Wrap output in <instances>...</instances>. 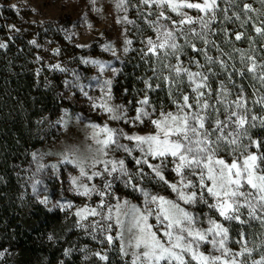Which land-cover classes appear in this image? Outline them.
I'll list each match as a JSON object with an SVG mask.
<instances>
[{
    "label": "rangeland",
    "instance_id": "1",
    "mask_svg": "<svg viewBox=\"0 0 264 264\" xmlns=\"http://www.w3.org/2000/svg\"><path fill=\"white\" fill-rule=\"evenodd\" d=\"M198 2V0H193ZM218 2V0H217ZM118 0H0V4L10 8L22 32H26L32 38L34 48V56L36 65L39 68L37 76L38 84L42 88L54 90V80L61 76L62 91L66 93L69 99V106L62 110L56 123L50 121L52 131L49 133V140L46 141L35 152L37 156H43L39 163L44 165H57L56 169L46 167L43 171L37 172V160L34 159L33 153L28 161H25L15 166L14 174L16 183L20 190L21 199L27 206H41L48 213H54L58 220L55 219L54 224L43 235L34 237L35 244L40 248L43 245L51 244L54 248L63 247L61 259L55 264H132L133 252H142L144 249L135 248V236L138 234L135 229L129 231L130 217H125L123 213L127 211V207L121 208L120 219L123 220L124 227L115 226L116 211L115 206L119 203L124 204L128 201L129 205H134L143 210L144 196L133 191L130 186L113 177L107 176L105 173L102 177H95L88 181L86 178H81V182L87 183L89 187L95 185L98 192H110V195L101 197L98 192L91 196L78 195L73 188L71 180L73 177H79V169L72 164L60 163L65 154H75L85 160L86 169L89 173L92 171L87 165L91 163V159L96 155V145L92 138V125L104 126L113 129H122L128 135H145L156 131L151 120H144V123L136 121L133 123V118L136 114L131 110H127L119 102V99L114 95L113 81L120 71L119 65L129 52L132 44V34H139L138 50H145L146 55L154 58L157 72L163 77H169L170 80L176 81V74L171 67L180 63L182 67L187 68L189 59L187 58L185 46L203 45V40L194 37L190 33L191 28L200 31L199 24L181 26L185 32H188L187 39L180 32H177V44L181 46L179 53V61L175 55L165 56L162 51L157 55L148 52L149 39L156 40L157 32L154 30L152 22L157 21L159 9L153 5L151 8L141 0H125L122 8L117 7ZM264 7V5H263ZM184 11L196 18L203 15L196 9H184ZM151 13V14H150ZM166 15L171 17V20L160 21V23L172 25V21L181 19L176 13L165 9ZM250 19V16L246 19ZM251 24L244 23L246 29L251 33L252 27L260 22L256 16L251 17ZM128 21H131L129 23ZM212 24V23H211ZM211 24L208 31V39L211 37ZM239 25H234L233 30H238ZM139 32V33H137ZM142 40V41H141ZM34 41V43H33ZM130 41V43H129ZM205 45V44H204ZM247 56L255 58L257 64L264 63V37L256 42H247ZM196 48V47H195ZM247 56L242 61H237V64L224 63L221 66L219 61L221 58L217 56L215 63L214 75L217 78V89L212 90V101L217 99V93L221 82L229 89V100L237 98L236 83L232 76V71L237 67L242 72L247 70L250 61ZM187 60V61H186ZM223 61V60H222ZM224 62V61H223ZM200 65V62L197 65ZM101 65L104 67L101 68ZM260 69H257V74ZM249 79L253 83V101L251 98L247 100V107L251 109V115L264 118V105L255 103L257 99L264 96V86L258 79H254L253 74H249ZM231 77V79H229ZM187 78L182 75L179 78L178 84H173L171 87L167 80V88L169 86L170 95L177 97L176 102L183 103V95L190 97V102H193L196 93L192 91H184L183 82ZM110 83H106L109 82ZM240 88V84H237ZM232 86V87H230ZM205 91H207L205 89ZM110 96V98H109ZM103 102H107L110 106H121V111L124 113V119L111 120L109 114L101 107H94ZM174 106L177 111V103ZM220 107H223L222 105ZM175 113V112H172ZM161 118V115L156 119ZM224 119V116H220ZM256 127L249 128V136L255 138V130L261 125L259 121L253 122ZM207 126V125H206ZM214 126V125H212ZM56 129L54 130V128ZM121 143L128 145L134 149L131 156L124 151L109 152V159H124L126 167L131 173H138V169L143 168L146 174L142 180L138 176L134 177V182L139 183L142 187L152 193L165 195L167 198L177 200L176 194L171 188L163 182L157 180L152 174L151 169L147 165H137L136 158H141L142 153L135 148V143L121 138ZM243 143L249 144L247 139ZM249 151L255 153L257 149L254 146L249 147ZM46 154V155H45ZM229 162L233 156L227 153H221ZM152 164H159L160 160L148 158ZM171 157L168 161H171ZM174 165L168 163L165 171V177L170 183H175L179 177L172 170ZM98 171H103V166L98 165ZM118 175V174H114ZM127 180V177L123 178ZM191 179L198 184V176H193ZM41 183L36 185L37 191L34 192L32 185L37 181ZM107 181H113L111 189L105 188ZM198 190V189H196ZM47 199V203H41ZM104 201V207L99 208L101 200ZM209 202L212 198L208 197ZM182 207H185L191 212L198 214L201 218L199 227L208 228L207 217L210 215L218 223H222L229 228V240L227 246L236 253L241 250L242 244L235 243L232 237L231 224H240L236 221H225L219 216V213L214 209H209L205 204L199 203L196 206L184 205L182 201H178ZM71 207H61L68 205ZM85 207L98 208L104 216H107L108 208L112 207L113 212V229L111 233L99 230L93 231L92 225L95 221H100L105 228L109 221L102 220L101 216H89L85 220H81L76 215V212ZM243 219H247V209H242ZM31 212V210H30ZM26 227L33 229L37 226L34 218H27ZM148 223L154 225L153 231L157 233V237L166 240L162 235V225L157 224L154 216L149 217ZM81 225H84L83 227ZM242 225V224H241ZM245 226L256 225L262 230L260 240L254 245L247 241V247L253 249L251 256L245 255L238 259L246 261V264H252V261L257 260L264 255V226L257 220H251ZM122 233V238H116ZM111 234L114 240L111 244L108 243L106 236ZM52 239H49V237ZM211 239V237H210ZM124 248L127 254L121 251ZM255 248V249H254ZM262 249L256 251L257 249ZM205 255H220L218 251L212 248L211 244H202L200 249ZM255 250V251H254ZM28 254V253H27ZM26 253L19 254V250L14 245L8 244L0 250V264H18L22 258L31 261L33 264H45L38 257H32ZM99 254V255H97ZM100 256H105L106 259H100ZM260 257V258H258ZM47 262V261H46ZM163 264V262H162ZM195 264V261L192 262Z\"/></svg>",
    "mask_w": 264,
    "mask_h": 264
},
{
    "label": "snow or ice",
    "instance_id": "2",
    "mask_svg": "<svg viewBox=\"0 0 264 264\" xmlns=\"http://www.w3.org/2000/svg\"><path fill=\"white\" fill-rule=\"evenodd\" d=\"M141 2L147 4L149 8L155 5L159 9L157 21L152 22L157 32V39L147 41L149 53L157 55L159 51H162L165 56L175 55L179 61L181 46L176 42L177 32L184 35L186 39L189 34L181 27L183 25L199 24L200 31L191 28L189 30L191 35L203 40L205 45L214 43L208 39V31L210 24L216 20V13L219 9L217 0H198V2H193V0H141ZM229 2L234 3L235 0H229ZM124 3L125 0H118L117 7L122 8ZM261 3L264 4V0H261ZM165 9L176 13L181 19L173 20L171 26L160 23V21L171 20V17L166 15ZM184 9H196L203 15L193 18ZM243 11L247 14L259 10L253 9L250 4H245ZM233 15L237 19L240 18L236 13ZM225 19H230V17L225 15ZM128 22L131 23V21ZM255 31L258 35L264 36V27L256 26ZM243 35V33H238L235 39L240 40ZM192 47L194 51H200L195 48V45ZM204 55L209 63L216 62L213 57L208 56L207 52ZM244 59L245 54L241 53V60ZM247 60L250 61L247 71L252 73L254 79H258L264 86V63L258 65L252 56H247ZM219 63L224 67L222 60ZM165 66L173 68L177 77L176 81L165 77L170 87L178 84L182 75L187 76L190 84L194 86L192 91L196 93L193 102H190L188 95H183V103L176 102L177 111L175 113H161V118L151 120L156 129L154 133L128 135L122 129H113L107 124L92 125V138L98 148L95 150L96 155L92 157L91 163L87 165L92 169L90 173L86 169L85 160L74 153L65 154L60 163L72 164L79 169V177H73L71 180L78 195L91 196L98 192L95 185L89 187L87 183L81 182V178L91 181L106 173L107 176L113 177V180H122L126 186H130L133 191H138L144 196L143 210L129 205L128 201H125L123 205L118 203L115 206V226L124 227L125 222L120 219L121 208L127 207L128 210L123 215L131 218L129 231L135 229L138 233L135 236V248L143 247L144 249L142 252H133L132 264H162V262L163 264H192L193 261L195 264H246V261L238 257L245 255L250 257L253 249L247 247L243 231L240 234L241 250L233 253L227 246L228 227L218 223L210 215L207 217L210 226L208 228L199 227L200 216L182 207L178 201L193 207L203 203L209 209L218 212L225 221H236L243 225L251 220H257L264 226V152L260 151L262 142L249 136V128L256 127L253 122L259 121L260 125L264 126V118L256 115H251L249 118L251 109L247 107L243 89L237 94L236 99L229 100L230 91L224 82H221L217 99L211 102L213 93L208 84V75L201 71L192 72L182 67L180 63ZM103 67L101 65V68ZM198 67L203 68L204 66L198 64ZM258 68L260 71L257 74ZM140 103L147 105L149 101L145 98ZM255 103L264 105V96L257 99ZM221 105L223 107H220ZM94 107L103 108L111 120L125 118L121 106H110L107 102H103L99 105L94 104ZM221 115L224 119L220 118ZM145 118H150V113L144 108H139L133 118V123L136 121L144 123ZM121 138L135 143V148L143 154L141 158H136V164L147 165L157 180L171 188L177 200L169 199L159 193L154 194L134 182V177L138 176L142 180L146 175L143 168L138 169V173H131L124 159L108 158L109 152L121 150L129 156L132 155L134 149L121 143ZM244 139H247L249 144L243 143ZM250 146H254L257 151L255 153L249 151ZM221 153L233 156L231 162L227 161ZM33 157L37 160V172L43 171L46 167L57 168L55 164L39 163L43 156L38 157L36 153H33ZM149 157L153 160L159 159L160 163H150ZM169 157L172 158L171 161H168ZM168 163L174 165L172 170L179 177L175 183H170L165 177ZM98 165L103 166V171L96 170ZM114 174L118 175L114 176ZM193 176H198V184L191 179ZM124 177H127V180H124ZM112 182L107 181L105 188L111 189ZM39 183L41 181L37 180L32 185L34 192L37 191L36 185ZM98 194L104 197L111 193L98 192ZM208 197L212 198V202H209ZM41 203L46 204L47 199L42 200ZM65 206L71 207L70 204L61 205V207ZM103 207L102 199L99 208ZM242 209H247V219L242 218L244 215ZM112 212L113 208L109 207V214L104 216L98 208L85 207L78 210L76 215L81 220L89 216H101L102 220L109 221L107 227L105 228L100 221H95L92 225L93 231L111 233L113 229ZM152 216L155 217L157 224L163 226L162 235L166 240L158 238L157 233L153 231L154 225L148 223L149 217ZM116 238H122V233ZM49 239L52 237L50 236ZM106 239L111 244L114 237L109 234ZM206 243L211 244L220 255H205L200 249L201 245ZM121 251L127 254L123 246ZM100 259L105 260L106 257L100 256ZM252 264H264V255L259 260H253Z\"/></svg>",
    "mask_w": 264,
    "mask_h": 264
},
{
    "label": "trees",
    "instance_id": "3",
    "mask_svg": "<svg viewBox=\"0 0 264 264\" xmlns=\"http://www.w3.org/2000/svg\"><path fill=\"white\" fill-rule=\"evenodd\" d=\"M245 4H250L253 9L259 11L245 14ZM218 5L209 39L214 43L195 45L200 51H194L189 45L184 47L189 59L186 60L187 69L208 75V84L212 90L217 89L214 72L217 73L218 70L214 68L216 62L209 63L204 53L207 52L214 61L219 56L225 64L235 65L241 59V53L247 56V42L253 43L264 37L255 31L256 26L264 27V4L261 0H235L234 3L218 0ZM233 13L240 18L237 19ZM225 15L230 19H225ZM249 16L250 19L246 20ZM253 16L259 18L260 22L258 21L249 33L244 23L246 21L251 24ZM15 19L13 11L0 4V45H3L0 47V250L8 244L14 245L20 255L28 253L32 257H38L45 264H55L62 257L63 247L54 248L49 244L40 248L35 244L34 237H46V233L58 218L41 206H27L21 199L14 169L16 165L28 161L32 153L50 139L49 133L53 129L50 121L56 123L62 110L69 106V99L62 91L61 76L55 78L54 90L42 88L37 83L39 68L35 62L32 38L28 33L22 32ZM234 25H239L238 30L232 29ZM238 33L244 34L240 40L235 39ZM140 38L139 34H132L131 48L119 65L120 71L113 81L114 95L127 110L137 114V109L144 108L150 113V118L145 120H153L161 113L176 112L174 104L177 97L170 95L167 80L157 72L154 58L146 55L145 50H138V43L142 45ZM198 62L204 67H198ZM249 74L251 73L247 70L242 72L236 66L232 71L236 83L235 90L239 93L243 89L245 98H251L250 101H253L254 86ZM237 84H240V88ZM182 87L187 92L194 86L186 78ZM145 98L149 103L142 105L140 101ZM255 131V138L262 142L260 151L264 152V126ZM27 218H34L35 222H38L37 226L33 229L27 228ZM231 226L235 243H240L241 231L245 233V240L254 245L262 235V230L256 225ZM260 250L262 249L256 251ZM255 257L257 260V256ZM18 264L33 263L21 258Z\"/></svg>",
    "mask_w": 264,
    "mask_h": 264
}]
</instances>
